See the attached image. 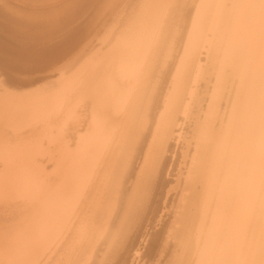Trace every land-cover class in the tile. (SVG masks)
<instances>
[{
    "label": "bare ground",
    "instance_id": "obj_1",
    "mask_svg": "<svg viewBox=\"0 0 264 264\" xmlns=\"http://www.w3.org/2000/svg\"><path fill=\"white\" fill-rule=\"evenodd\" d=\"M134 1L0 0V264H264V0Z\"/></svg>",
    "mask_w": 264,
    "mask_h": 264
},
{
    "label": "rangeland",
    "instance_id": "obj_2",
    "mask_svg": "<svg viewBox=\"0 0 264 264\" xmlns=\"http://www.w3.org/2000/svg\"><path fill=\"white\" fill-rule=\"evenodd\" d=\"M125 1H126L127 3L130 2V3H128V4H129L128 6L126 5L127 3H125V2H123V4H122L123 6H126L127 8H129V6L132 4L131 1L135 2L134 0H131V1L125 0ZM122 5H121V7L119 8L120 10H121V8H122V9L126 8V7H123ZM131 6H132V5H131ZM127 8H126V9H127ZM119 9H118V10H119ZM120 10H119V11H120ZM121 11H122V10H121ZM117 12H118V11H117ZM119 13L121 14V12H119ZM120 14H119V15H120ZM124 14H125V12H124ZM121 15H122V14H121ZM116 17H117V16H116ZM116 17H115V18H116ZM116 19H117V18H116ZM111 24H112V22L110 23V26H111ZM170 163H171V162L169 161V162L167 163V165L170 164ZM167 165H166V169L168 168ZM170 165H171V167H173V164H172V163H171ZM170 165H169V168H168V169L171 168ZM151 262H152V260H151L150 262H148V263H151Z\"/></svg>",
    "mask_w": 264,
    "mask_h": 264
}]
</instances>
